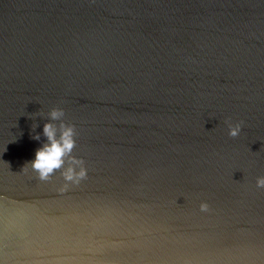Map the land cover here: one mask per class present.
<instances>
[{
  "label": "water",
  "instance_id": "water-1",
  "mask_svg": "<svg viewBox=\"0 0 264 264\" xmlns=\"http://www.w3.org/2000/svg\"><path fill=\"white\" fill-rule=\"evenodd\" d=\"M53 107L64 192L22 172ZM260 176L264 0H0V264H264Z\"/></svg>",
  "mask_w": 264,
  "mask_h": 264
},
{
  "label": "clouds",
  "instance_id": "clouds-1",
  "mask_svg": "<svg viewBox=\"0 0 264 264\" xmlns=\"http://www.w3.org/2000/svg\"><path fill=\"white\" fill-rule=\"evenodd\" d=\"M47 115L49 122L44 124L42 132L46 141L35 151L34 160L25 163L22 172H26L30 167L40 181L48 182L59 171L64 180V185L59 191L64 192L69 185H79L81 181L85 180L88 170L83 159L72 155L76 147L77 133L74 125L63 122L64 110L53 107ZM51 121H60V123L57 126ZM225 123L230 137L235 138L240 134L242 121L232 123L230 120H226ZM32 138L39 141L41 134L37 133ZM256 187L264 189V176L257 178ZM199 209L203 213L211 210L207 202H201Z\"/></svg>",
  "mask_w": 264,
  "mask_h": 264
}]
</instances>
